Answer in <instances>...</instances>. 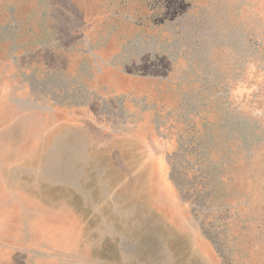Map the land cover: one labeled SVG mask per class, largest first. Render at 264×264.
Segmentation results:
<instances>
[{
  "label": "rangeland",
  "instance_id": "374dc122",
  "mask_svg": "<svg viewBox=\"0 0 264 264\" xmlns=\"http://www.w3.org/2000/svg\"><path fill=\"white\" fill-rule=\"evenodd\" d=\"M0 264H264V0H0Z\"/></svg>",
  "mask_w": 264,
  "mask_h": 264
}]
</instances>
